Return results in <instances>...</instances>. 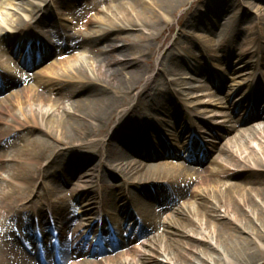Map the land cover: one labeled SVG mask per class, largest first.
<instances>
[{"label":"bare ground","instance_id":"1","mask_svg":"<svg viewBox=\"0 0 264 264\" xmlns=\"http://www.w3.org/2000/svg\"><path fill=\"white\" fill-rule=\"evenodd\" d=\"M14 1L8 0L6 6L0 5L2 10L10 8L13 11L12 14L1 12L4 19L0 27L10 30L13 36L19 35L16 37L20 41L34 38L32 27L37 24L46 25L49 20L46 9L55 6L50 0L40 3L26 0L16 9ZM130 1H122L117 6L111 5L100 10L99 4L94 2L73 0L63 7L67 13L64 22H73L75 26L88 32L83 37V44L88 47L104 43L102 51L105 52H112L116 48L117 39L112 40L111 36L113 28L120 32L135 30L133 44L139 45L140 55H153L158 50V40L165 34V27L175 22L174 15L196 0H138L143 2L139 10H136L133 2L136 0ZM252 1L226 0L223 10L214 14V19H211L210 27L204 25L203 37L194 39V35L183 33L188 39L192 38L193 47L205 50L211 44L215 29H218L217 34L222 37L217 45L221 49L227 47L225 44L228 38L233 41V47L243 44L240 40L245 31L240 27L244 23L254 24L256 29L254 40L248 43L251 47L243 46L242 53L236 58L240 67H233L232 57L228 56L223 61L228 71L225 70L223 75H216L211 68H205L206 83L196 86L201 90L199 94H193L191 103H187L185 97L191 92L188 86L192 81L187 78L186 72L197 73L199 64L195 54L180 51L184 49L179 39L168 49L166 56L162 58L159 54L155 63V71L167 78L165 84L155 85L154 78L151 77L155 71L141 70L137 64L139 57H132L134 52L124 46L123 55L131 59L123 65L131 68L125 74L122 72L127 68L119 69L116 62L114 69H109V76L105 75L104 81L97 83L83 69L76 67L80 59L70 56L51 62L47 70L39 72L47 79H38L35 90L22 89L11 97L0 100V148L16 135L23 137L25 142L21 149L22 156L38 166L42 161L47 164L43 169L39 167V172L35 173L24 167L17 157L14 165L18 166L17 170L21 173L17 177L13 176L16 172L9 176V180L21 185L24 182L19 180L22 176L29 180L27 186L23 184L21 188L13 189L19 195L30 193L31 197L38 185L33 184V192L30 190L35 179L41 182L42 190L46 191L39 197L41 205L36 206L34 203L30 210L34 220L31 222L28 215L25 223L28 226L33 223L34 227L41 224L46 216H50V211L54 216H60L63 211L68 212V231L56 238L46 236L43 241L39 237L24 239V224L20 222L22 213L13 214L14 220H17V231L11 235H14L15 240L13 244H6L5 240L0 253L4 257L8 254L12 256L15 247L21 245L28 249L33 260L16 252L10 264H48V259L42 254L50 251L59 254L61 264H261L264 260V118H257V115H264V101L260 104L259 111L256 108L257 101L264 99V76L259 72L260 66L264 68V0H258L261 8L257 12L250 8L237 12L245 3ZM205 4L183 20L184 29L189 26L190 30L197 31L196 22L214 2ZM20 9H26L29 16L15 18ZM76 9H80L79 15L73 11ZM40 11L44 12V16L33 22ZM58 11L60 8H57V15ZM148 12L151 14H147ZM91 26L95 27L90 30ZM34 39L41 42L46 51L44 56H40L42 62L49 61L54 49L48 46L47 38L36 36ZM3 43L5 40L0 38V47ZM9 51L5 55L0 54L1 88L9 80H14L8 72H2L1 67L8 69L9 61L12 60L10 56L17 59L21 50L16 45ZM142 51H145L144 54ZM261 55L262 58H259ZM21 60L18 63L25 71L37 65L30 60L28 54L23 63ZM60 66L64 69L58 70ZM230 72L235 75L234 85L226 89L223 80ZM18 74L21 82L28 80L27 72L19 71ZM71 80L78 81V85H81L74 90L72 96L73 112L63 110L62 115L55 112L50 114L46 111L51 107L46 92L57 94L61 86ZM145 81L147 83L143 86L144 89L137 92V88ZM209 86L216 91L213 95L207 94ZM177 99L185 102L188 109L180 111L179 115L170 113L175 121L169 126L171 132L167 133L170 130L164 128L154 130V134L150 136L146 132H140L152 125L153 120L149 117L159 112H168L166 107ZM232 102L233 110L227 116L225 110ZM193 103H196L195 110L191 108ZM244 105H247L244 108L245 115L247 111L250 113L246 118L237 117L238 110ZM18 110H27L28 114L23 121L14 123L11 118H15L13 113ZM192 114L194 123L185 125L186 118H191ZM218 120L219 123L214 122ZM229 123L234 127L226 128L225 125ZM9 126H13L14 130L3 135ZM33 128L39 134L33 133ZM203 128L212 133L221 132L223 135L219 142L203 138V143H196L198 133ZM117 141L131 144L129 156L118 153L114 155L113 149ZM189 141H194L192 147L189 146ZM155 143L158 144V149L154 147ZM210 143L218 144L210 146ZM189 149L196 152L205 149L204 156L200 158L198 153L194 160L190 158L188 162L195 164L192 168L191 165L187 167L188 162L178 165L176 159L180 157L181 151L189 155ZM5 158L7 154L0 152L1 163L6 161ZM133 158L139 161H133ZM91 165L94 166V171H91ZM102 167H105L106 172L109 168L113 169L115 173L109 175L123 180L124 185L117 189L120 194L115 192L116 187L113 185L106 190L100 187L93 202L92 195H89L93 191L92 186L106 182V177L101 173ZM217 168H223L228 172L227 178L232 180L225 190L213 183L220 178ZM75 173H82L88 179L83 182L77 180L72 184L71 177ZM116 178L113 179L117 180ZM197 185L200 186L201 193L196 191ZM78 189L83 191L79 201L81 203L70 205L69 198ZM55 191L67 192L59 203L52 200L51 195H55ZM12 193L7 197L14 195ZM21 199L22 196L18 201ZM153 199L162 202L165 207L162 212H159L156 205H150ZM185 200H193L197 203L196 207L192 209L190 205H181L176 208ZM29 209L31 208L27 204L21 207L24 212ZM223 209H226L224 213ZM77 210L87 217V229L96 231L97 235L100 232L110 234L108 237L101 236L94 250L92 245L80 237L82 227H74L73 214ZM110 222H114L117 228H112ZM125 224L133 229L139 228L140 235H128ZM158 229H163V232L156 233ZM113 233H119L121 238L110 239ZM144 239L148 240L147 245L135 244ZM119 249L121 253L118 252ZM100 253L104 257L107 254L101 262L93 259L80 260L83 254L93 258L92 254Z\"/></svg>","mask_w":264,"mask_h":264},{"label":"rangeland","instance_id":"2","mask_svg":"<svg viewBox=\"0 0 264 264\" xmlns=\"http://www.w3.org/2000/svg\"><path fill=\"white\" fill-rule=\"evenodd\" d=\"M23 1L26 0H15L14 4L16 5V9L20 8L18 7L19 4ZM51 4L54 5L55 7H47L46 12L49 13L47 23L46 25L42 26L37 24L36 26L32 27L33 28V32L35 34V36H33L34 38L36 36H45L47 38V44L48 46H50L52 49H54V53L52 55V57H50L49 61H41V59L39 58L38 61L36 60V51H40L41 50V43L38 41L37 43L34 44V50L28 46L26 48V42L25 41H20L17 39L16 36L19 35H15L13 36V34L11 32H9L10 30L7 29H2L0 27V38H3V40H5V43L2 44V46L0 47V54H7L8 52H10L9 50H11L14 46L17 45L18 48H20L21 51H19L18 56L16 57L17 59H14L10 56V58L12 60H10L9 64H8V69H4V67L2 68V72H8L9 76H11V78H13L14 80H9L8 82H6V86L4 88L0 87V100H5L7 99V97H11V95L18 93V91H21L22 89H26V88H30L32 90H35L36 87V81L38 79H42V80H46L47 78H44L43 74L40 75V73L43 70H47V68L49 67V65L51 64V62L53 61H59L60 59H67L70 56H75L78 59H80V63L79 65H76V67H79L81 69H83V71L85 73L88 74L89 78L91 80H94L97 83H102L104 81V76L108 75L109 73V69L113 68L118 62V68H127L124 72H122V74H125V72L131 70L130 67H123V65L130 61L131 59H129L130 57H125V55H123V51H124V46L127 48H129L131 51H133L134 56L132 57H139V60L137 61L140 65L141 70H151V71H155L156 70V66L155 63L157 62V59L159 57V54H161V57L163 58L164 56H166V53L168 51L169 48H171L175 42H177V40H180V43H182V48L184 49V51L182 49H180V51H182V53H186V52H192L193 54L196 55L197 59H198V71L197 73H187L186 72V76L188 79L192 80L189 84V88H191V92L189 91V93L187 94L186 97V101L187 103H191V99L194 93V89H196V91L201 90V88H196V86H199L202 84H204L205 80H206V76L205 74V68H211V71L213 70V73H215L216 75H223V72L228 71L226 69L225 64L223 63L224 59L227 58L228 56L232 57V66L233 67H240L239 65H237L236 62V58L238 55H240L242 53V47H246V46H250L248 43L252 42L255 38V32L256 29H254V24L250 25V24H246L244 23L240 29L244 30L245 32L243 33V38L242 40H240V43H243L240 47L236 46L233 47V41H231L230 38L227 39V43L225 44L227 47L225 48H218V43L221 42L222 37H220L217 33H219L218 29H215L214 31H216V33H214L211 36V44L208 46L210 47V49L208 47L204 49L202 48H196L193 47L194 46V41L192 40V38L197 39L200 36H204V31H202L203 27L205 24H207V26L211 25L210 21L211 19H214V14H218L220 13L221 10H223L225 4H226V0H196L194 3H192L191 5H188L187 8H185L184 10L177 12V14L174 15V19L175 22L173 24H170L168 26L165 27V31H164V36L163 38L158 40V50L156 53H154L153 55H140V49H139V45L137 44H133V36L136 33L135 30L134 31H117V30H111V36H112V40L113 39H117L115 41L116 44V48L111 52V51H107L105 52L103 49V45L104 43L96 46V47H88L87 45L83 44V37H85L88 32H86L84 29H81L77 26L74 25L73 22L71 23H67L64 22V19H67V17L65 15H67L65 8V4H70L71 1L73 0H50ZM55 1V4H54ZM69 1V2H68ZM122 1H130V0H88V2H94L98 5V8L100 10L102 9H106L108 7L112 6H117L119 3H122ZM229 1V0H227ZM33 3H40L43 2V0H32ZM132 3V1H130ZM135 3L136 6V10H139L140 5L143 4L140 3L138 0L133 1ZM210 2H214L213 6H208L205 10H207V12H204L203 16L196 22V26H197V31L195 30H190L189 26L187 28H183V20L190 15L192 12L197 11L201 5L203 3H206L205 5H209ZM251 3V4H250ZM6 6L8 4V0H0V5ZM245 6V7H244ZM243 7H241L240 9L237 10V12H242L243 9L245 8H250V10L254 9V12H257L259 10V8H261V5H259V1L258 0H253L252 2H247L244 4ZM212 7V8H211ZM57 8H60L59 14L57 15ZM77 8V7H74ZM56 10V11H55ZM75 11V13H77V15H79V11L80 9H76L73 10ZM121 9H118V12H120ZM1 12L4 13H11L12 14V10H10V8H6V9H1L0 8V23H2L3 21V16H1ZM19 14H15V18H22V17H26L25 15L29 16L28 11L25 10H18ZM79 12V13H78ZM150 12V11H149ZM147 13V14H151V13ZM253 14V13H252ZM41 16H44V12L40 11L36 14V19L33 21L35 22L36 20L40 19ZM29 19V18H28ZM179 21H180V25H179ZM225 21H222V24H224ZM66 27V29H64V27ZM95 26H91L90 30L92 28H94ZM117 27V26H115ZM164 27V26H162ZM210 27V26H209ZM110 29V28H107ZM220 29V27H219ZM183 33L190 34V35H194V37H192L191 39H188V37L184 36ZM192 33V34H191ZM10 35V36H9ZM32 38L31 41L34 42L36 39ZM166 41V42H164ZM250 49V48H248ZM23 50V51H22ZM33 50V51H32ZM61 51V52H60ZM63 52V53H62ZM145 51H142V53L144 54ZM25 53V54H24ZM136 53V54H135ZM24 54V58H22L21 60V55ZM27 54H31V61L37 63L36 66L30 68V70L25 71L23 70V66L21 64L18 63V61H22V63L24 62L25 57L27 56ZM7 57V56H5ZM259 58H262V55L259 56ZM35 65V64H34ZM136 65V64H135ZM134 65V66H135ZM71 66H73L71 64ZM64 67L60 66L58 67V70H63ZM114 69V68H113ZM19 71H23V72H27V76H28V80L21 82V79L19 78L18 72ZM40 72V73H39ZM259 72L260 74H262L264 76V68L263 67H259ZM220 73V74H219ZM19 76H18V75ZM86 74V75H87ZM17 76V77H16ZM226 77L223 80V85H225L226 89L231 88L234 84H233V80L235 79V75L230 72L229 75L226 74ZM22 77V76H21ZM31 77V78H30ZM151 77H153V82L155 85H160L162 83H166L167 78H165L164 76H162L161 74H158L157 71H155L153 74H151ZM157 77V78H156ZM84 78V76H83ZM17 79V80H16ZM166 79V81H165ZM70 81V80H68ZM86 81V80H83ZM21 82V83H20ZM147 82H142L140 85V87L137 88V92H141L144 88L143 86L146 84ZM164 83V84H165ZM78 87H81V85H78V81H73L71 80L70 83H65L64 85L61 86V89L59 90V93L57 94H49L47 93V96H49V100L51 101V107L46 109V111H48L50 114L55 112L56 114H63V110H67L69 112H73L72 106H73V99L72 96L74 95V90H76ZM198 91L196 93H198ZM215 89H213L212 86L208 87V91L207 94L209 95H213L215 93ZM222 97V96H221ZM264 99H260L258 100V104L262 103ZM234 102L230 103V105H226L228 106V108L225 110V115L229 116L231 115V112L233 110V104ZM195 106L196 103H193L191 108L193 110H195ZM58 107V108H57ZM246 107V105H244V107L242 109H239L238 111V116L237 117H245V112H244V108ZM166 109H168V112H159L156 113L155 115H150V118H158L160 117L161 120H163V125L161 128H164L166 130H170V127L172 124H174V119L171 117L170 112L175 113L176 115L180 114V111L187 109V105L185 102H183L181 99H177L175 101H172L167 107ZM180 109V110H179ZM28 114L27 110H18V111H14L13 116H15V118H11V121H13L14 123H17L19 121H23L25 118V115ZM193 116L191 118L187 117L186 121H185V125H190L192 123H194V120H192ZM229 120V119H228ZM180 121V119H178V122ZM153 122V121H152ZM165 123V124H164ZM211 123V122H210ZM169 124V125H167ZM254 124V123H253ZM226 128H232L234 126H231L230 123L225 125ZM202 128V127H201ZM148 129V130H147ZM152 129H154V127L152 125H150V127H146L145 129H141L140 132H142L144 134V132H146L149 136L154 133L153 131H151ZM9 130L13 131L14 127L13 126H9L8 131L4 130L3 135H5L7 132H9ZM203 132L205 131L204 134H200L201 137H205V138H209L212 139L210 131L202 129ZM171 132L170 131H167ZM33 133L39 134V132L33 128ZM17 136V135H16ZM13 137L10 139L9 143H6L5 145H2L0 148V152H5L7 154V158L6 161L4 162H0V249L3 246V242L6 240V244H13V241L15 240L14 235L12 236L11 233L17 231L16 228V223L17 220H14L13 218V214L20 212L22 213V217H20V222L21 224H24L22 227L24 229L23 234H25V238H31L32 240L35 238H45L46 235H48L49 233H47L48 231V224H49V216L45 217V219L41 222L42 224L40 225L41 230L36 231L35 227L36 225H34L33 227V223L32 225H27V223H25V220L27 221V217L29 215L30 217V221L32 222L34 220V218L32 217V212L30 210H32V206L34 203H36V206L41 205V200L39 199V197L41 195H44V193H46L45 190H42V186H41V182H39V180L35 179L34 183H31V187L30 190L32 191V185L33 184H38L36 186V188L34 189V193L33 195L30 197V193L24 194L22 193V195H19L18 192L13 191L14 188L16 187H22L23 184L24 186H27V183L29 182V180L23 178H20V182L21 180H23V184H19V182H15L12 180H9V176L11 173H15L13 174V176H18V173H21L19 170H17L18 166H15L14 164L16 163V159L17 157H19L24 165V167H26L29 170H33L35 173H38L39 171V167H41L42 169L47 165L44 163V161H42L41 165H37L35 162L31 161H27L26 158H24V156H22L21 154V149L22 146L24 145L25 139L23 137ZM116 144H119L122 146H120L117 149V153L119 155H123V156H129V147L125 146V144L122 141L117 142ZM154 147L156 149H158V144L155 143ZM4 149V150H3ZM147 150V147H146ZM181 150V149H180ZM179 151V150H178ZM114 155H116L117 153H115L114 150ZM218 154V153H217ZM185 158H189V156L186 154L184 155V152L181 151V155L179 158L176 159V163L178 165H185ZM133 161H139L137 158H133ZM20 161V162H21ZM186 163V162H185ZM91 164V163H90ZM89 164V165H90ZM188 164V163H187ZM14 165V166H13ZM114 167H116V164H113ZM87 167V166H86ZM92 167V165H91ZM194 167V166H192ZM190 167V168H192ZM88 168V167H87ZM94 166L91 168V171L93 170ZM198 168V167H197ZM85 169V168H84ZM55 170V169H54ZM217 172H219L220 178L215 180L213 183L217 184L219 189L225 190L226 187H228L229 184L232 183V180L227 178L228 172L226 173V171L223 168H217L216 169ZM85 172V170H83ZM93 173V172H90ZM101 173L104 175V177H106V182L105 183H101V184H94L92 186L93 189V193L91 192L89 195H92L91 198H96L97 196V191L99 190V188L101 187L102 190H106L108 188V186L113 185L114 187H116L115 192L117 194H120V192L117 190L120 186H123V180H118V178H116L117 180L113 179L112 176L109 175V173H115L113 171V169L109 168V170L106 172L105 167L101 168ZM80 177H83L82 179ZM86 177V175L84 174H78L75 173L72 177V184H75L77 180H82L86 181V179H88V177ZM225 177V178H224ZM75 182V183H74ZM93 182V181H92ZM90 182V183H92ZM101 185V186H100ZM60 188L62 189V186L60 185ZM100 188V189H101ZM196 191H198L199 193H201V189L200 186L197 185L196 187ZM60 189V190H61ZM62 191V190H61ZM59 192V191H55L53 195H51L52 200L56 203L61 202L60 199L65 197V194L67 192ZM70 191V189H69ZM14 192V195H12L10 198L7 197V195H9L10 193ZM33 192V191H32ZM83 191L81 189H78V191H76V193H74V195H72L68 201V203L70 205H77L80 204L81 202H79L81 199V195H82ZM13 194V193H12ZM136 194V193H135ZM138 196H140L139 194H137ZM143 194H141L142 196ZM22 196V199L18 201V198ZM30 197V198H29ZM93 202H95V199L92 200ZM23 204H27L31 209L27 210L26 212L21 210V207L23 206ZM152 204L158 206V205H162V202H160L159 200L153 199L152 200ZM150 204V205H152ZM197 204V203H196ZM196 204L194 203L193 200H185L182 201L181 203H179L177 205L176 208L181 207V205H187L194 209L196 207ZM12 207H14V209H12ZM46 209V206H45ZM22 211V212H21ZM30 211V212H29ZM226 211V209H223V213ZM27 214V215H25ZM68 214V212L63 211L60 216H52L53 220H59V218H64L66 215ZM20 215V214H19ZM24 215V216H23ZM74 215V225L75 227L82 226V233L80 232V236L82 239H85L86 242L89 243V245L93 246V250L96 248V246L99 244V240L100 237H108L109 234H101L100 236L96 234V231H90V228L87 229V217H84L83 212L77 210L76 213L73 214ZM42 220V219H41ZM19 222V223H20ZM114 222H110L109 225H111V227H117L116 224H113ZM245 223V222H244ZM59 226H62L61 224H59ZM112 227V228H113ZM37 232L40 235H37ZM163 232V229H158V232L156 233H161ZM3 236H5L6 238H4ZM110 236V235H109ZM146 244H148V240L144 241ZM15 251L12 252V256H10V254H8L6 257H4L5 255H2V253H0V264H10L11 261H13L14 257L16 256V252H18V254H21L24 257L29 258L30 256H28V253L25 252V250L22 249L21 245H17L15 247ZM16 253V254H15ZM119 254V253H118ZM43 256H45L48 259V262L52 261L54 259V255L53 253L50 251L48 253L42 254ZM93 258H89V256L86 255H82L80 257V260H85V261H90V260H94L96 262H101L103 261V259L105 258L104 256H102V254H100V256H98L97 254H92ZM12 259V260H11ZM264 261V260H263ZM263 261L261 262V264L263 263ZM70 262V261H69Z\"/></svg>","mask_w":264,"mask_h":264}]
</instances>
